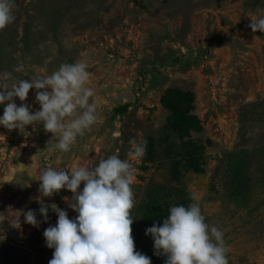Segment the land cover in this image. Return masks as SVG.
I'll return each mask as SVG.
<instances>
[{"label": "rangeland", "instance_id": "374dc122", "mask_svg": "<svg viewBox=\"0 0 264 264\" xmlns=\"http://www.w3.org/2000/svg\"><path fill=\"white\" fill-rule=\"evenodd\" d=\"M13 14L0 30V82H31L83 61L98 119L67 153L50 150L52 134L42 124L25 133L0 125V264H48L54 249L43 232L58 220L50 205L69 219L77 215L62 199L72 193L62 189L43 198L44 222L35 197L45 168L91 167L113 154L136 169V217L146 191L171 206L181 198L186 207L198 202L205 223L224 233L229 264H264V33L248 27L264 17V0H15ZM18 65L23 71H14ZM168 88L193 93L200 131L190 139L205 149L203 172L178 181L165 148L180 141H163L168 112L159 100ZM36 91L23 102L32 112L40 109ZM123 105L126 111H115ZM146 136L154 139L153 156L132 160L130 141ZM28 210L39 227L25 223Z\"/></svg>", "mask_w": 264, "mask_h": 264}, {"label": "clouds", "instance_id": "9594fccd", "mask_svg": "<svg viewBox=\"0 0 264 264\" xmlns=\"http://www.w3.org/2000/svg\"><path fill=\"white\" fill-rule=\"evenodd\" d=\"M14 7L15 0H0V30L14 22ZM248 27L253 33H264V17H252ZM87 67L83 61L63 63L51 75L31 77V82H0V104L7 102L0 125L25 133L26 126L42 124L45 132L52 134L48 141L50 150L69 152L77 137L90 130L98 119L96 104L89 102L95 93L87 87ZM14 71H23V65ZM30 89L37 90L35 101L40 109L35 112L23 103ZM17 97L22 102L20 106L14 102ZM130 144L133 150L128 155L132 160L145 155L146 141L133 139ZM135 171L130 160H122L116 154L99 159L91 167L43 170L38 179L40 195L35 199L41 205L39 214L44 222L48 221L49 206L43 198H51L62 189L72 193L71 198L62 199L77 213L69 219L65 210L55 203L50 205L58 220L43 232L46 246L54 249L48 264H151L150 257L135 250L132 235L135 197L131 185ZM196 199L192 197L193 201ZM169 213L162 225L154 223L145 230V235H151L154 241V254L165 256V264H229L224 233L205 223L198 202L187 207L172 206ZM21 215L25 223L39 227L36 211ZM15 227H20L19 220Z\"/></svg>", "mask_w": 264, "mask_h": 264}, {"label": "trees", "instance_id": "16d2710c", "mask_svg": "<svg viewBox=\"0 0 264 264\" xmlns=\"http://www.w3.org/2000/svg\"><path fill=\"white\" fill-rule=\"evenodd\" d=\"M159 101L168 112L166 122L163 125L166 131L163 141L168 140L171 135L176 136L180 141L178 145L175 142L169 143L165 148L166 155L169 156L172 179L178 181L181 174L185 172H203L204 146L190 139L191 131H200L199 120L191 113L194 103L193 93L184 92L179 88H168L161 95ZM126 108L127 106L123 105L116 108L115 111L123 113ZM145 141L147 142L145 154L151 159L154 139L146 136ZM145 195L147 196L146 201L138 205L136 209L139 216L136 217L135 213H131L134 218L132 235L135 250L150 257L151 264H165V256L154 254V241L151 235H145V230L153 226L154 223L162 225L163 220L170 214L171 202L165 195L153 194V191H146ZM179 205L186 207L182 198L173 204V206Z\"/></svg>", "mask_w": 264, "mask_h": 264}]
</instances>
